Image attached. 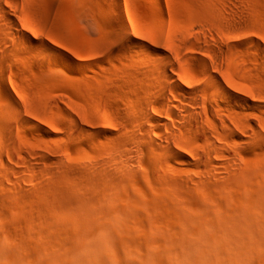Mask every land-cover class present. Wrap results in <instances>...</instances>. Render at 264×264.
Returning a JSON list of instances; mask_svg holds the SVG:
<instances>
[{
  "label": "bare ground",
  "instance_id": "6f19581e",
  "mask_svg": "<svg viewBox=\"0 0 264 264\" xmlns=\"http://www.w3.org/2000/svg\"><path fill=\"white\" fill-rule=\"evenodd\" d=\"M206 3L196 6L207 15L159 31L128 24L129 1L107 5L108 41L131 29L139 44L123 45L126 63L104 78L114 109L89 95L103 123L93 125L81 111L68 116L70 138L105 134L104 146L71 162L53 149L65 127L47 113L66 114L57 99L35 98L12 73L5 93L0 70V264H264V159L247 158L264 132V117L250 112L264 109V5ZM25 4L0 0V52L8 41L41 44ZM109 45L111 58L117 47ZM155 60L166 61L176 79ZM17 131L36 134L23 142ZM35 141L55 154L45 158L70 189L52 177L43 195L28 194L36 174L48 170L32 158Z\"/></svg>",
  "mask_w": 264,
  "mask_h": 264
},
{
  "label": "rangeland",
  "instance_id": "374dc122",
  "mask_svg": "<svg viewBox=\"0 0 264 264\" xmlns=\"http://www.w3.org/2000/svg\"><path fill=\"white\" fill-rule=\"evenodd\" d=\"M127 1H129L130 12H125L124 6L123 11L128 24L138 25L146 29L155 28L158 31L161 25L166 29H171L174 22L182 23L183 20L185 21L186 18L189 19V17L194 21L193 17H195V15L201 16L203 13L202 16H204L207 15L206 13L208 12L206 7H201V9H199V7L196 6L198 0H163L160 6L153 2V0ZM207 1V5H212L216 4L219 0ZM94 2L90 0H26V4L23 5L22 8L25 17H28L27 19L41 30V32H39L41 34L39 35H41L42 42L37 47V50L49 49V47L47 48V45H49L50 49H54L55 51L51 57H46L41 61L38 70H30L27 74L21 76L18 72L13 71L12 76L14 78L15 76L17 78L21 77L19 80L21 79L20 81L23 88L27 90V92L29 91L31 94L35 95V98L36 96L45 95L50 99H57L56 101H58L59 107L63 109L64 113L66 112L67 115H62L58 113L57 110L49 109L47 113L48 116L55 119L61 127L65 126L62 128V132L55 135L57 138L53 135L57 141V143L53 145V149L63 154L68 162H71L79 155L91 152L95 146H104L105 138L103 135L105 134H100L98 137L99 139H97V137H88L89 135H87V133L82 132L78 134V137L75 136L70 138V132H68L69 126L72 123L71 120L77 118V115L79 116L80 111L84 117L87 118V121L90 123L92 122L93 125L99 126L103 123L101 117L94 111V103L91 104L93 99L89 102L91 100L89 95H91V93H96L94 95L95 97L97 96L98 102H101V105L104 106L107 111H112L114 109L116 97L114 94L106 92L107 90L105 88H107V83L104 81V78L109 75L114 76L116 69L122 67L124 63H126L125 61H127L124 58L125 56H123L124 54H122L123 44H120L121 41L112 42L107 39L108 29L106 28L107 26H104V24L107 25L104 20L106 19L105 14L111 15V11L107 10L109 9L107 5L110 3V0H103V3H98L97 0H94ZM254 2L257 5L261 3L264 5V1L262 2V0H254ZM259 10H261V13L258 11V14H264V6H261ZM198 13H200V15ZM129 20L131 22H129ZM260 26L264 29L262 23H260ZM262 29L260 30L262 31ZM105 38L108 41V45L111 43L109 45L110 47L113 46L118 48L119 46L120 49L115 52L111 58L105 52V49L108 47L103 41L106 40ZM102 41L104 44H102ZM114 43L118 44L114 46ZM43 44H45L44 47ZM103 47L104 50H102ZM77 58H81V60L79 61ZM70 62L79 63V67L71 66ZM16 73L19 74V76H17ZM99 97L100 99H98ZM70 103L73 107L70 106ZM40 106L45 108L42 105ZM82 107H85L87 110L84 111ZM250 112L264 117V109L251 110ZM68 116H71V120ZM46 129H48L47 126ZM109 130L114 131L116 129L111 128ZM26 133L17 131V136L20 141L34 140L32 135ZM92 138H94V141H91ZM3 143L5 145V142ZM260 144L257 148L248 147L249 154H247V158L249 160L256 161L264 159V150H258ZM32 148V151H37L35 154L32 153L34 155V157H32L33 160L39 162L40 165L46 168L48 167V170L47 175L36 174L34 182L35 188L33 189L30 185H27L29 189L28 194L30 196L32 195V197H40L43 195L52 177H55L66 188L70 189V182L62 175L63 171L56 169V166L45 158V156L51 158L55 157V154L44 152L37 146L36 141L33 142ZM58 170L60 174L57 172ZM55 171L57 173H55ZM20 178L23 183L28 184L23 174L20 175ZM9 221L11 222V220H8V222Z\"/></svg>",
  "mask_w": 264,
  "mask_h": 264
},
{
  "label": "snow or ice",
  "instance_id": "6c2138e0",
  "mask_svg": "<svg viewBox=\"0 0 264 264\" xmlns=\"http://www.w3.org/2000/svg\"><path fill=\"white\" fill-rule=\"evenodd\" d=\"M98 3H103V0H97ZM112 2V0H110ZM115 2L121 3L123 0H115ZM10 8L11 5H8ZM28 32H31V29L27 30ZM34 35V33H33ZM114 38L119 39L121 43L127 47L130 45H137L139 44V38H133V34L131 29L127 30V33H125L123 30L119 31L117 35L114 36ZM9 47L4 49L2 52H0V70H2V82H3V91L5 93L10 92L11 85L9 83V77L13 71L18 72L19 74H27L30 70H38L39 66L41 64V61L45 59L46 57H51L54 53V49H42L37 50L36 47L33 46V44L29 41H25L24 44H20L19 42L16 45H11V41H8ZM143 47L147 48L148 52L154 53L153 48H149L147 45H143ZM120 49L117 48L116 51H119ZM138 50V49H137ZM141 58H147L146 56H143ZM155 63L158 64L162 70L169 73V79H176L175 77L171 76V68L167 67L166 61L162 60H155ZM188 87H191L190 85ZM207 87V85H205ZM183 90V89H182ZM201 89H197V91H200ZM24 126L26 129H31L33 127L31 121H24ZM50 128V126H48ZM104 127H111L110 125H105ZM41 132L44 131V129L40 130ZM55 131H59V129H56ZM28 135H35L36 133L33 132H27ZM251 135V133L249 134ZM258 150H264V132L261 133V144L260 148ZM145 163L151 167V161L149 159L145 160Z\"/></svg>",
  "mask_w": 264,
  "mask_h": 264
}]
</instances>
